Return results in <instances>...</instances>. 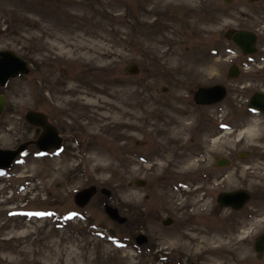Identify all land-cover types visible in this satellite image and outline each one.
<instances>
[{"label":"rangeland","instance_id":"obj_1","mask_svg":"<svg viewBox=\"0 0 264 264\" xmlns=\"http://www.w3.org/2000/svg\"><path fill=\"white\" fill-rule=\"evenodd\" d=\"M255 27L263 41L264 0H0V49L31 63L28 74L0 86V148L38 139L28 111L44 113L65 145L41 154L32 143L0 173V264H264L254 248L264 232L262 119L247 123L257 124L254 133L232 131L213 147L231 164L212 189L211 213V200L158 182L174 143L192 135L196 112L193 82L172 75L189 76L190 50L217 40L224 47L227 31ZM241 151L249 156L240 159ZM192 166L188 159L180 168ZM142 179L146 186L136 184ZM90 186L97 193L78 206L75 192ZM239 188L251 192L249 203L219 208L218 192ZM164 193L178 208L192 205L177 216H196V225L167 232ZM105 202L127 222L112 219ZM137 236L149 243L136 248ZM166 254L171 263L161 260Z\"/></svg>","mask_w":264,"mask_h":264},{"label":"flooded vegetation","instance_id":"obj_2","mask_svg":"<svg viewBox=\"0 0 264 264\" xmlns=\"http://www.w3.org/2000/svg\"><path fill=\"white\" fill-rule=\"evenodd\" d=\"M260 27L249 28L257 33V49L253 53H245L233 42L232 35L235 29L226 32L230 41L229 45L220 47V42L214 41L216 46H209L205 49L196 48L190 50L192 54L191 70L189 76L186 72L173 74L172 77L178 82L179 78H184V82H193L195 91L192 93L194 100L193 130L189 140L174 143V154L172 163L168 168H163L158 176V182L165 191L179 192L190 191V197L203 201H212L214 207L213 188L216 183L224 180L225 169L231 164V157L225 154L214 155V146L220 148V138L229 136V133L239 130V133L249 127L247 124L254 116L264 121V40L257 32ZM183 84L182 86H184ZM186 86V85H185ZM217 86L218 90L213 98L225 92L223 98L212 103H203L197 100V92L201 87ZM168 88H165L167 90ZM238 114L240 123H234L233 117ZM41 128L36 126V132L40 133ZM217 143V144H216ZM179 144V145H178ZM226 149V148H224ZM247 152V151H246ZM249 153L239 152V158L245 159ZM264 159V155H260ZM146 159L150 161V158ZM191 160L192 170L186 172L180 166L185 160ZM170 160V158H169ZM224 161L228 163L225 164ZM147 183H148V179ZM181 188V189H180ZM175 191V192H176ZM227 190H221L218 196ZM229 191V190H228ZM188 193V192H187ZM149 195L146 199H149ZM218 203V202H217ZM220 206V204L218 203ZM192 205L184 207L177 206L176 198L171 194L164 193L161 200V211L164 212L163 223L167 232L175 225L181 230L187 229L189 225L194 226L197 220L192 215H187L186 219H180L177 215L184 210L190 212ZM222 210L226 207L220 206ZM149 214L146 210V221ZM149 243L146 237V244ZM148 248V247H146ZM150 248V247H149ZM163 260H171L168 254L162 255ZM166 262V261H165Z\"/></svg>","mask_w":264,"mask_h":264},{"label":"water","instance_id":"obj_3","mask_svg":"<svg viewBox=\"0 0 264 264\" xmlns=\"http://www.w3.org/2000/svg\"><path fill=\"white\" fill-rule=\"evenodd\" d=\"M229 2L230 0H225ZM254 1V0H251ZM234 42L245 52H254L256 49L257 36L256 33L249 30H238L233 36ZM130 73H136L139 70L137 64H133L128 67ZM30 71L29 63L22 57L17 55L14 51L9 49L0 50V85L5 86L8 81L17 77L21 74H27ZM214 88L212 87H201L197 92V100L203 103L215 102L217 97H214ZM224 95V94H223ZM223 97V96H222ZM6 97L0 95V116L4 111L6 105ZM26 118L31 122L44 127V132L40 138L35 142L41 149L48 150L50 147H58L61 144V137L57 129L48 122L46 115L36 111H28ZM28 143L22 144L17 149H0V167L9 166L16 156L26 148ZM227 164V161H224ZM139 186H144L146 184L145 180H140L136 183ZM97 192L96 186H90L79 191L75 200L77 204L84 206ZM107 195H111L109 190H104ZM251 194L245 189H240L231 192H222L218 201L222 206H231L236 210L241 209L249 200ZM107 212L111 218L123 223L126 221L125 217L120 215L117 208L107 205ZM255 249L258 253L264 252V233L259 236L255 243Z\"/></svg>","mask_w":264,"mask_h":264},{"label":"bare ground","instance_id":"obj_4","mask_svg":"<svg viewBox=\"0 0 264 264\" xmlns=\"http://www.w3.org/2000/svg\"><path fill=\"white\" fill-rule=\"evenodd\" d=\"M61 51H62V48H61ZM256 127H257V124H253V125H251L250 127H247L246 129L242 130V131L239 133V135H244V134H246V133H248V134L254 133V132L257 130ZM256 175H257V173H256ZM257 176H258V175H257Z\"/></svg>","mask_w":264,"mask_h":264}]
</instances>
